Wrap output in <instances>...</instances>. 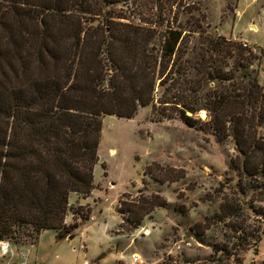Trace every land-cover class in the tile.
<instances>
[{"label":"trees","instance_id":"trees-1","mask_svg":"<svg viewBox=\"0 0 264 264\" xmlns=\"http://www.w3.org/2000/svg\"><path fill=\"white\" fill-rule=\"evenodd\" d=\"M148 4L0 0V241L34 245L43 230L71 235L69 195L94 188L102 117L130 119L141 107L151 106L157 122L231 138L229 169L249 181L238 191L264 185V86L254 56L197 22L183 26L178 13L169 19L176 0L167 13L159 0ZM166 205L157 194L121 199L118 213L131 231ZM228 210L225 218L238 216Z\"/></svg>","mask_w":264,"mask_h":264},{"label":"rangeland","instance_id":"rangeland-1","mask_svg":"<svg viewBox=\"0 0 264 264\" xmlns=\"http://www.w3.org/2000/svg\"><path fill=\"white\" fill-rule=\"evenodd\" d=\"M159 1L167 13L166 3L174 0ZM141 2L152 7L155 0ZM176 2L179 10L174 5L169 19L178 13L183 26L197 22L210 36L243 44L254 56L252 68L264 86V0ZM198 116L205 119L203 111ZM258 135L264 139V126ZM236 155L231 138L218 140L211 131L177 119L157 122L151 106L139 108L130 119L103 116L94 181L98 190L107 191L102 193L105 205H116L118 211L119 200L152 194L167 204L131 231L118 213L121 223L110 234L112 247L123 257L110 264H264V215L255 214L264 213V185L253 182L254 190L238 191L249 181L239 182L238 171L229 169ZM153 173L164 181L153 180ZM229 207L238 216L225 218ZM77 211L88 216L84 207L69 206V215L75 217ZM53 236L44 234L40 248H29L30 254L48 264H87L78 238L56 242ZM8 241L13 259L0 250V264L19 263L16 248L30 244ZM94 252L90 246L88 256ZM132 255L139 257L137 263Z\"/></svg>","mask_w":264,"mask_h":264},{"label":"crops","instance_id":"crops-1","mask_svg":"<svg viewBox=\"0 0 264 264\" xmlns=\"http://www.w3.org/2000/svg\"><path fill=\"white\" fill-rule=\"evenodd\" d=\"M98 163L94 167L93 177L95 173V168ZM94 188L88 197H80L74 193L69 195V206L71 204H75L80 208L84 207L88 216L87 219H81L80 215H66L64 224L66 226H70L73 224L77 225V228L72 232L71 235L66 236L64 239L58 240L56 235L58 231L56 230H43L38 236L37 242L34 245H19L16 249L20 253L26 255V260L24 264H48L47 261H39L38 257L33 253L30 254L29 248H33L38 250L40 248V240L44 234L47 232H52L53 237L56 242L66 241L78 238L80 241V246L82 252L84 254L85 260L84 263L87 264H110L117 260H120L123 255L122 251L115 250L113 245V237L110 234L112 230L117 229V227L121 223V217L118 214L116 209V205L106 206L103 199V192L98 190L97 186L99 183L93 181ZM109 182H106L108 185ZM113 203V202H112ZM70 236L73 237L70 239ZM93 247L95 249V256H88L89 247ZM14 253V252H13ZM103 254V257L100 258L99 261H96L98 256ZM16 263V262H14ZM16 264H21V261Z\"/></svg>","mask_w":264,"mask_h":264},{"label":"built area","instance_id":"built-area-1","mask_svg":"<svg viewBox=\"0 0 264 264\" xmlns=\"http://www.w3.org/2000/svg\"><path fill=\"white\" fill-rule=\"evenodd\" d=\"M0 250L2 255H9V259H13L14 253L10 248V243L6 241H0ZM16 255V254H15ZM17 258L21 260V264H24L26 260V255L25 254H17ZM139 260V257L137 255H132L131 256V261L132 263H137Z\"/></svg>","mask_w":264,"mask_h":264},{"label":"water","instance_id":"water-1","mask_svg":"<svg viewBox=\"0 0 264 264\" xmlns=\"http://www.w3.org/2000/svg\"><path fill=\"white\" fill-rule=\"evenodd\" d=\"M73 237L70 236V239H72Z\"/></svg>","mask_w":264,"mask_h":264}]
</instances>
